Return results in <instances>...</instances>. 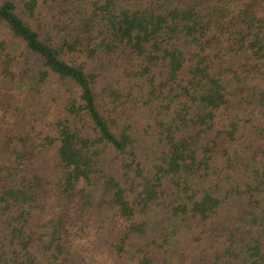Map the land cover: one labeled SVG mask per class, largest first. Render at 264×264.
Returning a JSON list of instances; mask_svg holds the SVG:
<instances>
[{"label": "trees", "instance_id": "16d2710c", "mask_svg": "<svg viewBox=\"0 0 264 264\" xmlns=\"http://www.w3.org/2000/svg\"><path fill=\"white\" fill-rule=\"evenodd\" d=\"M101 250L264 264V0H0V264Z\"/></svg>", "mask_w": 264, "mask_h": 264}, {"label": "rangeland", "instance_id": "374dc122", "mask_svg": "<svg viewBox=\"0 0 264 264\" xmlns=\"http://www.w3.org/2000/svg\"><path fill=\"white\" fill-rule=\"evenodd\" d=\"M100 244V242H99ZM100 255H102V259L107 263V264H128L122 260H114L113 257L106 251V250H101L99 251Z\"/></svg>", "mask_w": 264, "mask_h": 264}]
</instances>
